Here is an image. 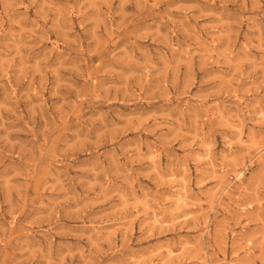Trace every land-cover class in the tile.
Returning a JSON list of instances; mask_svg holds the SVG:
<instances>
[{"label": "rangeland", "instance_id": "1", "mask_svg": "<svg viewBox=\"0 0 264 264\" xmlns=\"http://www.w3.org/2000/svg\"><path fill=\"white\" fill-rule=\"evenodd\" d=\"M0 264H264V0H0Z\"/></svg>", "mask_w": 264, "mask_h": 264}, {"label": "bare ground", "instance_id": "2", "mask_svg": "<svg viewBox=\"0 0 264 264\" xmlns=\"http://www.w3.org/2000/svg\"><path fill=\"white\" fill-rule=\"evenodd\" d=\"M183 192V191H182ZM184 194V193H183Z\"/></svg>", "mask_w": 264, "mask_h": 264}]
</instances>
